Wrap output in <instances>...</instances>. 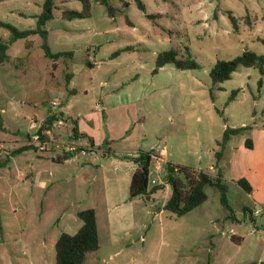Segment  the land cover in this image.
<instances>
[{"label": "rangeland", "instance_id": "374dc122", "mask_svg": "<svg viewBox=\"0 0 264 264\" xmlns=\"http://www.w3.org/2000/svg\"><path fill=\"white\" fill-rule=\"evenodd\" d=\"M90 1L92 16L70 21L63 11H81V0H54V18L45 26L52 52H73V58H46L42 38L33 35L11 43L9 59L0 63V264H56V241L62 233L80 230L78 213L87 209L96 212L100 248L85 264H224L229 259L264 264V214L257 224L240 214L242 226L227 224L244 238L236 245L218 233L228 211L215 187L205 188L203 205L178 217L162 209L171 187L149 200L131 199L130 185L118 182L123 173L128 179L133 175L135 163L127 150L153 151L169 163L217 176L209 166L217 164L225 129L251 127L234 138L231 151L241 140L252 139L253 130L264 128V78L258 70L241 67L216 85L210 77L219 60L245 51L264 55V0H142L145 12L135 0H107L114 18L98 0ZM43 3L0 0V22L19 31L36 29ZM11 39V31L0 27V40ZM187 49L198 69L166 65L156 71L160 53L174 50L186 59ZM54 100L62 103L63 114L58 126H50L56 139L66 147H91L89 136L74 137L78 118L95 138L105 134L106 144L94 147L104 153L111 146L110 156L79 153L78 163L59 164L53 161L52 143L39 153L28 135L37 130L34 121L47 126ZM98 105L106 118L107 110L121 107L129 132L119 136L126 122L117 110L114 117L120 121L112 136L104 124L87 121L85 115L97 112ZM64 115L71 118L64 120ZM24 147L31 149L17 153ZM222 164L229 204L240 210L250 200L231 181L227 161ZM156 166L154 157L151 188L165 177ZM123 198L127 204H114Z\"/></svg>", "mask_w": 264, "mask_h": 264}, {"label": "trees", "instance_id": "16d2710c", "mask_svg": "<svg viewBox=\"0 0 264 264\" xmlns=\"http://www.w3.org/2000/svg\"><path fill=\"white\" fill-rule=\"evenodd\" d=\"M135 1L139 9L145 12V6L142 0ZM81 2L83 5L81 11H63V18L70 21L75 19L90 18L92 16L91 1L81 0ZM98 2L101 5L106 6L109 10L110 17L114 18V10L109 5V2L107 0H98ZM54 9V0H44L43 11L38 17L37 27L36 29L32 30L19 31L9 24L0 22V27L10 30L12 34V39L10 42L7 43L0 40V63H4L9 59L8 51L11 43L21 39H28L33 35H39L42 38V49L46 58H49L53 61L60 60V58H73V52L55 54L48 45V32L45 29V26L47 22L54 18ZM148 17L153 18L152 16ZM232 21L235 22V19L232 18ZM262 42L264 43V40H262ZM166 65H173L179 70H195L199 68L188 49L186 59L180 58L178 52L174 50L160 53L156 60V71L165 67ZM241 67L247 69H256L264 78V55H258L251 51H245L242 55L237 56L232 60L217 61L210 73L212 82L216 85L230 80L233 74ZM235 95L236 93H234L232 99L235 97ZM60 116H62V113ZM54 120V117L48 118V123L50 126ZM250 129L251 127L249 126L242 128L227 127L225 129L223 138L218 143L220 151L217 152L215 156L217 160V167L219 166L220 161L223 159L224 151L229 141L234 137L241 136L245 132L250 131ZM43 130L44 129H42L41 132ZM73 131L75 138H81L85 136L79 134L77 127H75ZM89 145L94 147L92 140H90ZM246 147L249 149L253 148V141L251 139L246 140ZM30 149V147H24L17 153ZM69 156V154H65L62 159H56L55 161L62 163V161L69 159ZM153 157L154 152L152 151L148 153L141 152L138 157L131 158V160L137 166L134 174L132 175L129 187L131 199L143 196L149 200L154 193L165 190V186L169 185L172 188V194L165 205V210L178 217H183L207 201L208 196L205 192V188L207 186H211L215 187L221 192L222 205L225 207V209H227L229 214L232 215L233 210L227 198L229 186L223 182L220 171H218L217 176H214L207 172H197L195 169L168 162L165 164V174H168L169 176L168 182H160L161 184L155 185L151 188L149 186V176ZM8 162L6 161L4 164L1 163V165H6ZM237 184L247 194L251 193L252 188L247 180L241 179L237 182ZM78 218L83 221V226L80 228V230L74 235L62 233L55 243L56 264H85L88 255L97 252L100 248L99 230L95 210L87 209L80 211L78 213ZM233 241L237 242V239L234 238Z\"/></svg>", "mask_w": 264, "mask_h": 264}, {"label": "crops", "instance_id": "0c3cea01", "mask_svg": "<svg viewBox=\"0 0 264 264\" xmlns=\"http://www.w3.org/2000/svg\"><path fill=\"white\" fill-rule=\"evenodd\" d=\"M71 76V75H70ZM71 80V79H70ZM75 92V91H72ZM97 109H99L97 112H91L90 115H85V117H87V121L94 123L95 120L97 122V126H103L104 124V128H108L110 135L112 136V131L116 125V122L119 123L120 120H117L115 116L116 114V110L119 111L120 117L122 119V121L126 122L125 124L120 125V127L118 128L119 130V136H121L122 134H126L129 132V119H126V117L122 116V112H121V107H117L115 110H107V118L104 114H101L100 109V105L97 106ZM106 112V111H105ZM63 115V114H62ZM70 116H65L64 115V120H68L70 119ZM95 119V120H94ZM75 123L77 124V128L79 131L80 135H86L90 137V140L93 141L95 146H101V145H105L106 141L104 139L105 134L100 133L97 138H95V131L92 130L85 122H81L80 119H76ZM246 126V125H245ZM253 137H252V141H253V148L249 149L246 147V141L241 140L238 145L233 146V149L230 151V145L231 142L234 140V138H232L229 143L226 146V149L224 151V156H223V161H227V165L229 167V175H231V181L235 184H237V182L241 179H245L248 181V183L250 184L252 191L250 194L248 195V198L250 200V204L248 206H241L240 210L235 209L233 206L232 210L233 213L232 215L229 214V212H227V214L224 217V222L225 226L223 227V229L218 232L220 233L222 236H225L228 240H230L232 243L236 244V245H240L243 241L244 238L242 236H238L237 233L235 231H233V229H226L228 228L227 224L232 221H236L238 223H240V225L242 226L243 223L240 222V216H238L239 214L242 215V219L243 218H248L251 222H253L254 224H257L258 220H261V216L264 214V128H257L256 130H253ZM30 135H28V140L30 139ZM128 140H130V135L127 137ZM59 141V140H58ZM60 146L57 144H53L54 145V151L57 153V157L53 158V161H55L56 159H62L65 154H69L70 156L68 157L69 159L62 161V163L59 164H71V163H78V155L75 156L73 153L71 154L68 150L65 144H62V142L59 141ZM111 143V142H110ZM110 143H108V145H110ZM238 146V147H236ZM66 149V150H64ZM113 152L111 146H108V148L106 150H104L103 153V157H108L110 156L109 154H111ZM128 153L127 158L128 160L131 162V158H135L138 157L139 154L142 152L141 150L137 151V150H127L126 151ZM62 154V155H60ZM156 161H157V165L161 164V165H165L166 163L170 162L168 157L166 158H161L160 156H155ZM153 157V158H154ZM133 162V161H132ZM131 162V163H132ZM58 163V162H57ZM91 163V162H90ZM165 163V164H163ZM134 164V163H133ZM175 165H178L177 163H174ZM162 166V167H163ZM104 167V166H103ZM136 164H134V166L132 167L131 171L135 172L136 170ZM209 168L213 171H220L221 175H222V180L224 181H229V179L227 178V174L225 171V175H223V170L227 169V167H225L223 164L217 167L216 165H210ZM163 169H165V167H163ZM165 172H162V176H164ZM166 175V174H165ZM212 175L215 176V174ZM218 175V173L216 174ZM127 173H123V175L121 174L118 178V182L119 183H124L125 186L128 183L130 185L131 183V178L132 176L126 177ZM238 185V184H237ZM239 186V185H238ZM170 187L169 185H166L165 190ZM240 187V186H239ZM126 199H122L117 203L114 204H127ZM133 203V202H130ZM165 205H163L162 209L165 210ZM199 208V207H198ZM260 218V219H259ZM264 228V227H263ZM99 230V228H98ZM233 231L235 234L231 235L229 232ZM253 234V233H252ZM256 235V234H254ZM261 237V236H260ZM237 239L236 241H233V239ZM219 257V255H217V258ZM234 260L233 259H229L228 261L225 260L224 264H233Z\"/></svg>", "mask_w": 264, "mask_h": 264}, {"label": "built area", "instance_id": "2783aa9c", "mask_svg": "<svg viewBox=\"0 0 264 264\" xmlns=\"http://www.w3.org/2000/svg\"><path fill=\"white\" fill-rule=\"evenodd\" d=\"M62 103L59 100H54L50 106H51V115L50 117H54L55 120L52 123V126H58V124L62 121L60 116L59 108L62 106ZM44 125H47L43 128V124L40 126H37V123L34 121L33 128H36V132L30 137L29 143L33 145L39 153H45L48 151V145L50 143L52 144H59V141L56 139L55 133L53 132V129L50 127L48 123V119L44 122ZM44 129L42 132L41 130ZM4 145L0 144V148H3ZM67 150L70 153H73L75 156H77L79 153L82 156H88L92 155L96 159H99V157L103 156V153L101 150L96 149L95 147H77L75 145H71L67 147ZM155 171L157 174H161L163 172V167L161 164H158L155 167ZM153 184H156L155 180L152 181ZM259 232V230L254 229L252 231L253 234H256ZM231 235H234L235 233L233 231L229 232Z\"/></svg>", "mask_w": 264, "mask_h": 264}, {"label": "water", "instance_id": "95a60500", "mask_svg": "<svg viewBox=\"0 0 264 264\" xmlns=\"http://www.w3.org/2000/svg\"><path fill=\"white\" fill-rule=\"evenodd\" d=\"M168 177H169L168 174H166V175H165V178L163 179L162 182H163V183H167V182H168Z\"/></svg>", "mask_w": 264, "mask_h": 264}]
</instances>
